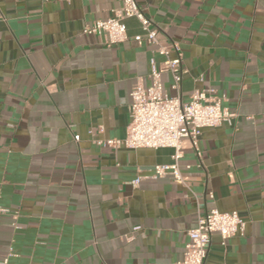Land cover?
<instances>
[{"label":"crops","instance_id":"0c3cea01","mask_svg":"<svg viewBox=\"0 0 264 264\" xmlns=\"http://www.w3.org/2000/svg\"><path fill=\"white\" fill-rule=\"evenodd\" d=\"M137 1L159 42L181 52L179 90L162 71L163 90L186 101L210 89L235 116L200 129L199 157L183 138L182 183L152 177L155 164L172 162V148L96 143L126 135L130 91L150 84L151 57L163 60L134 40L139 21L127 18V39L106 46L82 29L120 0H0L8 264H172L211 207L237 211L245 227L224 243L213 233L204 264H264V0Z\"/></svg>","mask_w":264,"mask_h":264},{"label":"built area","instance_id":"2783aa9c","mask_svg":"<svg viewBox=\"0 0 264 264\" xmlns=\"http://www.w3.org/2000/svg\"><path fill=\"white\" fill-rule=\"evenodd\" d=\"M120 6L111 9L109 16L98 18L91 24L85 25L83 33L102 36L103 44L111 46L122 43L127 39L125 20L134 17L139 21L141 33L134 36L137 43L145 42L152 45L154 52L163 56L161 63L149 59L150 84L144 86L136 83L130 91L129 113L130 121L126 135L121 139L97 140L96 143L104 146L136 149L140 147L173 149L172 162L155 164L152 177L165 174L171 175L174 181L182 183L179 159L182 157L183 138H188L196 155L199 157L198 136L203 127H215L222 122L230 123L235 116L226 107L222 106L223 97L214 94L210 89L194 90L189 99L182 101L179 95L171 96L163 90L162 71L171 76L170 87L179 90L184 69L182 57L177 43L163 45L156 36L151 19L139 6L137 0H120ZM171 53H174L171 55ZM79 135H74L78 140ZM140 177L130 181L137 186ZM212 197V194L209 193ZM9 209L0 205V217L8 214ZM245 220L235 210L220 211L211 207L197 216L194 227L188 229V240L185 243L182 257L172 264H204L210 238L213 233L220 235L222 243L235 235L242 233ZM134 226L132 231L139 230ZM11 248L6 256L0 257V264H8Z\"/></svg>","mask_w":264,"mask_h":264}]
</instances>
